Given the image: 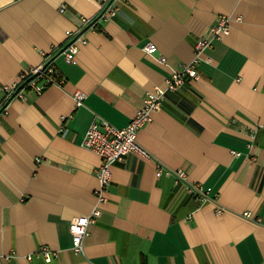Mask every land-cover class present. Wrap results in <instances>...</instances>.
Masks as SVG:
<instances>
[{
	"label": "crops",
	"instance_id": "0c3cea01",
	"mask_svg": "<svg viewBox=\"0 0 264 264\" xmlns=\"http://www.w3.org/2000/svg\"><path fill=\"white\" fill-rule=\"evenodd\" d=\"M219 17L228 32L197 55L198 77L166 92L137 133L150 159L112 164L98 205L100 159L81 146L91 121L125 127ZM45 57L62 84L0 112V264H264V0H0V100ZM157 165L207 200L157 178ZM97 205L77 255L69 223Z\"/></svg>",
	"mask_w": 264,
	"mask_h": 264
},
{
	"label": "built area",
	"instance_id": "2783aa9c",
	"mask_svg": "<svg viewBox=\"0 0 264 264\" xmlns=\"http://www.w3.org/2000/svg\"><path fill=\"white\" fill-rule=\"evenodd\" d=\"M102 12L109 17L114 16V9L110 7L109 3L102 5ZM88 22L86 21L85 24ZM228 29L227 19L225 17H219L216 24L209 30L208 38H202L197 41L195 45L196 57H194L192 62L183 66L179 72L172 73L166 80L164 89H155L148 93L143 101L144 106L134 112L130 118L131 120L125 127L118 129L105 121H101L100 123L95 120L91 121L82 138L81 146L91 152L93 151L100 159V165L95 171V176L99 182V188L96 191V203L98 205L102 204L105 200L103 193L109 186L111 178L110 167L112 164L124 162L126 156L132 153L138 154L144 160L150 159L148 153L137 144V133L150 123L151 113L159 109V104L163 101L166 92H176L186 81L194 80L198 77L195 67L198 63L197 55L209 47L212 40L219 39L227 33ZM73 38L74 40L67 45L62 53L67 62L73 61L78 50L75 42L80 39V35L76 34ZM143 51L148 55H153L157 50L155 45L149 43L143 47ZM158 62L163 63L164 59L158 58ZM61 84L62 80L56 75L51 66V61L48 57H45L42 65L28 71H22L15 83L3 88L4 97L0 100V112L12 99H23V91L25 90L40 94L50 85ZM75 94L74 102L77 108V106L82 104L85 95L82 93ZM235 155L237 156L238 154ZM162 175H173L175 186L183 185L187 194L195 200L200 202L207 200L209 190H204L198 183H188L187 177L182 171L177 170L171 173L162 166L157 165L156 177L160 178ZM98 205L88 215L76 217L69 223L72 250L77 255L83 254V240L88 234L87 230L89 225L93 224L101 214ZM244 216L249 217L250 215L244 213ZM36 254L40 255L45 262H50L55 256L53 251L43 246L36 251ZM1 258L3 257L0 255V260Z\"/></svg>",
	"mask_w": 264,
	"mask_h": 264
}]
</instances>
